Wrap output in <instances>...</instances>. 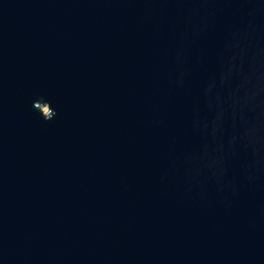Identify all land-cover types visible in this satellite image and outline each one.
I'll list each match as a JSON object with an SVG mask.
<instances>
[{"label":"water","instance_id":"water-1","mask_svg":"<svg viewBox=\"0 0 264 264\" xmlns=\"http://www.w3.org/2000/svg\"><path fill=\"white\" fill-rule=\"evenodd\" d=\"M141 7L0 0V264H264V189L226 212L159 183L204 74L170 88L174 34Z\"/></svg>","mask_w":264,"mask_h":264},{"label":"clouds","instance_id":"clouds-1","mask_svg":"<svg viewBox=\"0 0 264 264\" xmlns=\"http://www.w3.org/2000/svg\"><path fill=\"white\" fill-rule=\"evenodd\" d=\"M128 2L142 5L141 25H151L156 34L166 26L174 34L167 72L172 90L190 93L194 72L204 74L187 118L193 142L169 151L159 183L175 184L181 202L190 200L200 209L219 204L230 212L242 188L264 189V0ZM218 28L223 36L209 69L202 44ZM48 111L43 119L50 122L57 113ZM180 142L179 137L172 140L173 145Z\"/></svg>","mask_w":264,"mask_h":264}]
</instances>
